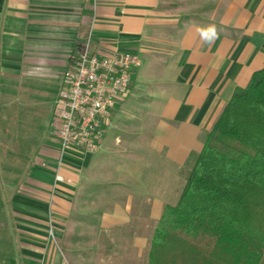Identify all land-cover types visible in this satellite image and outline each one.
<instances>
[{
	"label": "crops",
	"instance_id": "crops-1",
	"mask_svg": "<svg viewBox=\"0 0 264 264\" xmlns=\"http://www.w3.org/2000/svg\"><path fill=\"white\" fill-rule=\"evenodd\" d=\"M208 1L198 14L163 0H0V264H147L190 159L264 66V0ZM86 42L139 65L97 150L67 151L72 181L54 183L57 136L33 140L32 120L59 110Z\"/></svg>",
	"mask_w": 264,
	"mask_h": 264
},
{
	"label": "trees",
	"instance_id": "trees-1",
	"mask_svg": "<svg viewBox=\"0 0 264 264\" xmlns=\"http://www.w3.org/2000/svg\"><path fill=\"white\" fill-rule=\"evenodd\" d=\"M188 164L147 264H264V66L235 89Z\"/></svg>",
	"mask_w": 264,
	"mask_h": 264
},
{
	"label": "built area",
	"instance_id": "built-area-1",
	"mask_svg": "<svg viewBox=\"0 0 264 264\" xmlns=\"http://www.w3.org/2000/svg\"><path fill=\"white\" fill-rule=\"evenodd\" d=\"M138 58L121 51L99 55L89 51L88 42L71 69L65 72L66 90L59 100L58 160L54 183H70L61 173L62 156L69 150L94 153L105 135L110 112L130 88Z\"/></svg>",
	"mask_w": 264,
	"mask_h": 264
},
{
	"label": "rangeland",
	"instance_id": "rangeland-1",
	"mask_svg": "<svg viewBox=\"0 0 264 264\" xmlns=\"http://www.w3.org/2000/svg\"><path fill=\"white\" fill-rule=\"evenodd\" d=\"M205 1V2H204ZM204 2V3H203ZM210 4L208 0H163V6H168L169 8H174V10H178L180 12L191 13L196 10V12L201 13L205 9V3ZM66 82L64 74L61 75L60 80L57 84V92L56 95L59 94L60 89L64 88ZM51 93L48 92V96ZM50 111V114H48ZM43 115L37 119H33L31 125L32 129H35L34 126H42V132L35 130V133L30 134L33 137V140L38 141L41 139L42 142L45 140H50L51 142L56 141L57 136V128L59 125V119L57 116L58 107H55L54 104L46 106L43 108ZM52 112V113H51ZM32 119V118H31ZM36 123V124H35ZM36 128V129H37ZM189 164L187 165L188 169ZM186 169V171H187ZM90 237V236H89Z\"/></svg>",
	"mask_w": 264,
	"mask_h": 264
},
{
	"label": "clouds",
	"instance_id": "clouds-1",
	"mask_svg": "<svg viewBox=\"0 0 264 264\" xmlns=\"http://www.w3.org/2000/svg\"><path fill=\"white\" fill-rule=\"evenodd\" d=\"M209 31H211V32L213 33V35H215V27H214V26H209V28L204 29V30H203V34H204V35H207V33H208Z\"/></svg>",
	"mask_w": 264,
	"mask_h": 264
}]
</instances>
